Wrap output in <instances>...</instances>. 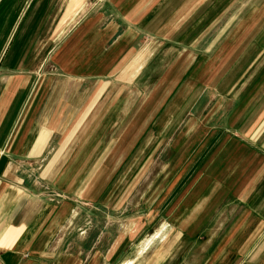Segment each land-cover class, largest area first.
I'll return each instance as SVG.
<instances>
[{
  "label": "crops",
  "instance_id": "1",
  "mask_svg": "<svg viewBox=\"0 0 264 264\" xmlns=\"http://www.w3.org/2000/svg\"><path fill=\"white\" fill-rule=\"evenodd\" d=\"M0 264H264V0H0Z\"/></svg>",
  "mask_w": 264,
  "mask_h": 264
},
{
  "label": "rangeland",
  "instance_id": "2",
  "mask_svg": "<svg viewBox=\"0 0 264 264\" xmlns=\"http://www.w3.org/2000/svg\"><path fill=\"white\" fill-rule=\"evenodd\" d=\"M252 1H255V0H252ZM256 1H258V0H256ZM262 16V15H261ZM255 31H257L258 30V27H255V29H254Z\"/></svg>",
  "mask_w": 264,
  "mask_h": 264
}]
</instances>
